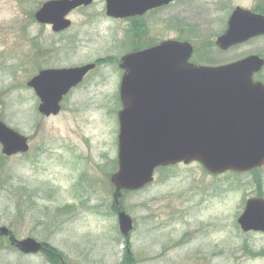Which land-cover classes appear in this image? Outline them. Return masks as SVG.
Listing matches in <instances>:
<instances>
[{
	"label": "rangeland",
	"instance_id": "obj_1",
	"mask_svg": "<svg viewBox=\"0 0 264 264\" xmlns=\"http://www.w3.org/2000/svg\"><path fill=\"white\" fill-rule=\"evenodd\" d=\"M22 6L21 0H0V117L30 143L27 154L9 158L0 147V228L19 240L48 244L67 264H123L126 245L111 184L118 169L120 59L169 39L191 43L195 64L264 58V38L226 53L215 47L235 8L257 12L264 0H180L149 14L148 44L133 42L137 33L130 22L106 20L101 4L73 15L65 33L45 25L21 33L27 20ZM106 58L111 62L64 100L58 116L38 112L39 100L27 84L40 71ZM258 78L264 79V70ZM258 197L264 198V168L215 177L196 163L157 171L153 184L121 202L135 222L132 263L264 264V234L245 233L237 222L247 200ZM0 264L53 263L0 240Z\"/></svg>",
	"mask_w": 264,
	"mask_h": 264
},
{
	"label": "water",
	"instance_id": "obj_2",
	"mask_svg": "<svg viewBox=\"0 0 264 264\" xmlns=\"http://www.w3.org/2000/svg\"><path fill=\"white\" fill-rule=\"evenodd\" d=\"M92 1H52L43 5L36 19L61 32L71 26L68 14ZM173 1L106 0L107 13L117 19L143 16ZM261 36L264 16L237 8L217 45L227 51ZM192 55L189 43L169 41L122 59L119 169L111 181L120 231L126 238L134 225L120 209L122 192L145 188L153 182L156 169L199 162L219 175L264 166V85L253 81L264 60L251 56L226 66L198 67L189 63ZM95 68L88 64L50 69L34 77L28 86L41 102L39 112L46 117L58 115L63 98ZM0 146L7 157L29 151L28 139L1 120ZM238 223L244 232L264 233V199L249 200ZM2 237L26 255L43 249L34 239L18 240L6 227L0 228Z\"/></svg>",
	"mask_w": 264,
	"mask_h": 264
},
{
	"label": "flooded vegetation",
	"instance_id": "obj_3",
	"mask_svg": "<svg viewBox=\"0 0 264 264\" xmlns=\"http://www.w3.org/2000/svg\"><path fill=\"white\" fill-rule=\"evenodd\" d=\"M32 1H33V4L29 5L30 4L29 0H21L22 5L24 6V7L23 6L22 7L24 9H26V12H27V14H26L27 20L23 24H21V26H22V28L20 30L21 33L22 32L23 33L26 32V30L30 26L37 25L40 28L41 25L36 20V13L41 9V7L43 6L44 3H47V2H50V1H58V0H45V2H43V3H42V0H32ZM179 1L180 0L176 1V3L179 2ZM96 4H101L102 5L103 8L100 11H98V12L101 15H103L106 18V20H108L109 22H119V19H115V18H112V17L107 15V2H106V0H94L93 3H91L90 5H83V6L79 7V8H77V9L73 10L70 13L68 18L71 20V17L73 15L77 14V13H82V12H86V11H89V10H93L95 8ZM166 7H168V6H166ZM166 7H162V8H166ZM162 8L150 11V12L146 13L143 16H137V17L132 18L130 20H126L127 22H130L132 30L133 29L136 30L137 28H139V27L141 28L142 27L141 35L140 34H136V36H135L136 38H134V40H133V42L135 44H139L140 42L148 44V42L151 41V38H150V33H151L150 24H151V22L148 19L149 18V14L154 12V11L160 10ZM63 33H65V31ZM138 35H140V36H138ZM79 36L80 35L78 34L76 38L79 39ZM33 40H34V44H35L34 46L36 47L38 45L39 40H40V34L37 33V35L33 37ZM169 40H171V39H169ZM106 60H109V59L106 58ZM256 81H261V82L264 83V81L262 79H258V77H256ZM51 251H52V248L51 247H47L45 245L43 251L40 254L44 255V257H46L48 259L47 256H48V254ZM24 256H26V255H24ZM29 256H31V255H29ZM62 261L67 263L65 261V259H63L61 255H59L58 258L54 261L53 264H61Z\"/></svg>",
	"mask_w": 264,
	"mask_h": 264
},
{
	"label": "trees",
	"instance_id": "obj_4",
	"mask_svg": "<svg viewBox=\"0 0 264 264\" xmlns=\"http://www.w3.org/2000/svg\"><path fill=\"white\" fill-rule=\"evenodd\" d=\"M257 12L264 14V9H259ZM138 29L139 28H137L135 31L138 32ZM101 62L102 61H100L99 63ZM58 256H59V253L56 250L52 249V251L48 254L47 257L52 263H54V261L58 258Z\"/></svg>",
	"mask_w": 264,
	"mask_h": 264
}]
</instances>
